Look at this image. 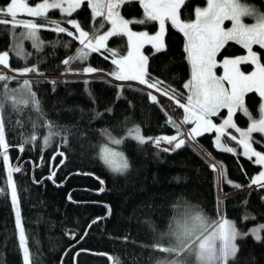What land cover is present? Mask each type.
<instances>
[{"label": "trees", "instance_id": "trees-1", "mask_svg": "<svg viewBox=\"0 0 264 264\" xmlns=\"http://www.w3.org/2000/svg\"><path fill=\"white\" fill-rule=\"evenodd\" d=\"M7 3L8 0H0V6ZM205 4L206 0H191L188 13L193 15L196 6L203 7ZM120 12L132 19L143 17V9L136 2L124 5ZM49 16L53 20L62 18L59 10H50ZM71 18L80 21L85 30H90L91 9L86 4ZM64 26L74 31L70 25ZM108 26L106 24L105 30ZM132 27L155 32L158 25L151 22L146 26ZM21 30L16 29V34ZM39 34L45 41L42 50L38 52L31 41L26 40L20 52L23 58H18L13 51L12 30L0 26V53L9 51L8 69L37 66L39 73H43L6 74L17 76L19 81H40L33 84V89L38 93L47 120L61 127L85 131L87 139L74 134L67 145L58 148L54 142L43 151L41 142L37 140L35 146L23 152V160L27 163L23 166L24 172L16 174L14 180L18 189L20 186L26 189L21 195V209L32 264H156L158 260L171 258L163 252L152 251L156 236L144 222L152 221L157 232L165 231L168 218L174 214L172 205L187 203L203 209L214 219L218 201H222L220 207L226 217L236 222L241 230L247 231L264 224V189L256 185L249 187L251 178L261 165L254 163L255 157L250 160L244 156L241 146L235 141L227 140L230 145L236 146V152L217 148L215 132L204 133L198 137L197 144L186 141L185 147L170 153L158 152L150 143L139 145L128 140L123 145V151L130 160L131 170L124 175L113 174L91 147L102 140L97 130L109 128L119 136L124 134L125 128L138 124L146 137L174 135L175 129L166 123L167 116L179 123L173 116V108L167 99L156 94L153 95L158 97L160 104L152 103L147 96L149 91L137 83L117 81L108 75L115 69L111 60L118 58L112 57L108 49L126 55L127 37H111L107 49L90 53L86 61L65 66L62 61L76 55L81 47L79 42L50 30L41 29ZM164 41L167 50L160 53H155L151 44L144 45V53L149 57L148 71L186 94L183 84L190 79L191 65L184 52L185 38L168 24ZM66 42L69 43L67 48L64 47ZM256 48L264 57V49ZM243 51L242 46L230 41L222 53L226 56ZM88 66L98 71L83 73L82 69ZM18 86L16 82L9 83L10 88ZM245 100L253 118L258 119L261 104L258 94L250 93ZM108 109H111L110 113ZM96 113L104 115L93 119ZM176 114L182 118L183 109L178 108ZM5 116L9 129L7 138L16 146L20 143V131L15 121L20 120L27 125L29 116L33 121L38 120L37 114L31 110L22 115L9 110ZM225 116L226 109H223L221 116L213 117V120L220 123ZM234 120L241 128L250 124L249 118L241 113H237ZM37 131L43 135L46 129ZM24 132L30 134L31 127L26 126ZM253 135L260 141L253 146L258 151H264L262 134ZM57 150L64 152V156H56ZM9 155L16 160L19 152L14 149ZM213 160L221 163L227 179L241 187L227 184L224 178L221 180L217 166L215 171L211 167ZM53 172V179H47L46 176ZM34 180L39 183H34ZM101 180L104 181L105 191L98 194L103 186ZM4 184L6 169L1 162L0 187ZM6 191L8 195L0 196V264H23L10 189ZM109 208L110 213L106 216ZM246 215L250 219H244ZM104 216V219L93 223ZM260 235V241H256L251 234L238 241L240 250L235 264H264V229ZM125 237L135 241V244L125 243Z\"/></svg>", "mask_w": 264, "mask_h": 264}, {"label": "snow or ice", "instance_id": "snow-or-ice-1", "mask_svg": "<svg viewBox=\"0 0 264 264\" xmlns=\"http://www.w3.org/2000/svg\"><path fill=\"white\" fill-rule=\"evenodd\" d=\"M133 2L138 3L143 9L142 19H126L121 15L120 9ZM85 4L91 9L90 30H85L80 21L71 18L73 13ZM190 4L191 0H40L33 5L31 0H8L6 5L0 6V26L11 29L14 39L21 42L30 40L32 47L38 52L45 45V41L39 34L41 29L66 34L78 41L81 47L77 49L75 56L62 61L65 66L86 61L90 53L107 49L106 42L111 37H127L126 55H120L118 51L108 49L112 57H118L111 60L115 69L108 75L117 81L138 82L149 89H155L161 96L173 100L177 108L183 109L182 121L179 123L171 116H167L166 123L175 129V134L170 136L146 137L141 133V127L138 124L125 128L124 134L119 136L112 129H98L102 140L91 147L96 151L97 158L113 174L124 175L131 170L130 160L123 151V145L128 140L139 145L150 143L158 152L163 153L175 152L185 147L186 141L181 138L183 135L181 124L194 125L189 129L190 139L201 137L204 133L215 132L217 148L225 152H235L236 149L225 146L221 140L224 138L235 141L243 146L244 156L250 160L255 157L254 163L264 166V151H258L253 146L260 143L253 134H262L264 138V63L261 62L264 57L253 50V45L264 49V11L249 5L247 0H206V6H196L193 9V18L187 10ZM50 10H59L62 18L51 19ZM65 16L67 18H64ZM244 18H253L255 22L246 24ZM225 21H231V27H225ZM151 22H158L159 25L158 31L154 34H149L147 31H133L131 27V25L146 26ZM106 24L111 25L107 30H105ZM168 24L182 33L185 38L184 52L191 65L190 79L183 84V88L187 90L186 94L151 75L148 71L149 57L141 51L145 43L151 44L155 53L166 51L164 36ZM64 25H70L74 31ZM16 29H23V31L17 36ZM230 41L246 49L247 55L223 56L222 50H226ZM64 47H69V43L66 42ZM13 51L18 58H23L20 55L19 44L14 46ZM218 56L221 59L218 60ZM0 65L10 68L9 51L0 53ZM241 65H254L255 68L251 72H245L241 70ZM218 67L223 69L222 75H217ZM12 71L20 75L28 73L43 75L39 73L37 66H25ZM82 71L85 74H91L98 70L88 66ZM0 82H3L0 84V162L6 169V184L0 187V196L8 195L6 190L10 189V202L14 211L15 229L18 246L22 251L23 264H32V254L28 247L21 209V195L26 189L23 186L18 189L14 180L16 174L24 172L19 163L22 156L17 158L16 164H12L9 152L15 148L23 154L28 147L35 146L37 140L41 142V151L54 142L59 148L67 145L69 138L74 134H78L81 139H87V132L61 127L47 120L38 93L33 89V84H38L40 81L28 79L19 81L17 76L3 74L0 75ZM11 82H16L19 86L10 88ZM44 82L57 83V81ZM118 87L123 88L124 85H118ZM250 93L258 94L262 101L259 107V119L253 118L246 104L245 97ZM147 96L152 103L160 104V100L152 92H148ZM222 109L227 110V116L217 124L213 117H220ZM9 110L20 115L31 110L38 117L37 121H33L29 116L27 125L20 120L15 121L20 131L18 146L12 144L7 138L9 129L6 127L5 113ZM107 111L110 113L111 109ZM237 113L249 118L250 124L246 129H241L234 122ZM102 115L104 113H96L93 119ZM26 126L31 127L30 134L24 132ZM38 129H46V131L40 135ZM229 129L239 133V139ZM162 144L170 147H161ZM55 155L63 157L64 152L57 150ZM63 163L64 161L61 160V164ZM211 167L215 171V165ZM54 175L53 172L47 178L53 179ZM221 176L227 184L236 188L241 187L227 179L223 171ZM34 183L39 182L34 180ZM100 183L103 185L104 181L101 180ZM252 185L264 189V170L251 178L249 187ZM103 191L105 189L102 186L99 192ZM222 203L218 201L217 215L214 219L209 217L203 209L194 208L190 204L172 205L170 207L174 209V214L168 218L166 230L163 232H157L153 222L146 220L145 225L156 236V241L151 246L152 251L163 252L171 257L158 260L156 264H190L189 258H194V264H235V258L240 250L238 241L250 234L256 241L262 239L259 233L261 229H264V225L247 231L241 230L236 222L226 217L220 207ZM244 219H250V217L246 215ZM96 222L93 221V223ZM72 238L75 239V236L73 235ZM124 242L135 244V241H129L127 237L124 238Z\"/></svg>", "mask_w": 264, "mask_h": 264}, {"label": "rangeland", "instance_id": "rangeland-1", "mask_svg": "<svg viewBox=\"0 0 264 264\" xmlns=\"http://www.w3.org/2000/svg\"><path fill=\"white\" fill-rule=\"evenodd\" d=\"M251 0H247V3L249 4V5H254L257 9H259L260 11H264V0L260 3V2H255V1H252V2H250ZM37 2H40V0H31V3L34 5L35 3H37ZM205 6H206V4H205ZM204 7V6H203ZM121 15H123L122 13H121ZM126 19H132V18H129V17H127V16H125V15H123ZM26 18V17H25ZM143 18V17H142ZM142 18H140V19H142ZM194 18V17H193ZM134 19V18H133ZM137 19V18H136ZM255 22V20L253 19V18H244V23H246V24H252V23H254ZM157 25H158V22H157ZM111 27V25L109 24V26H108V28H110ZM131 27H132V25H131ZM225 27H231V21H225ZM158 28H159V25H158ZM158 28H157V30L156 31H158ZM132 29H133V31H137V32H139V31H147V30H144V29H142V30H136V29H134L133 27H132ZM107 30V29H106ZM21 31H23V29L21 30ZM155 31V32H156ZM149 34H154L155 32H150V31H147ZM19 33L20 32H18L16 35L18 36L19 35ZM26 40H23L22 42L21 41H19V40H17V39H14V42H13V45L15 46V45H20L21 47H23L24 46V42H25ZM108 42V41H107ZM106 42V43H107ZM146 44H148V43H145L144 45H146ZM144 45H143V47H144ZM256 45H253V50L254 51H256V52H258L260 55H261V53H260V51L255 47ZM143 47L141 48V51L143 52V54L144 55H146L145 53H144V50H143ZM259 47V46H258ZM243 55H247V50L246 49H244V51L243 52H241V53H236V54H233V55H226L227 57H236V56H243ZM147 56V55H146ZM217 59L219 60V59H221V57L220 56H218L217 57ZM262 63H264L263 62V60L261 61ZM255 68V66L254 65H241V70L242 71H245V72H251L253 69ZM216 72H217V75H222L223 74V69L222 68H217L216 69ZM6 73H8V71H6L5 69H4V66L3 65H0V75H3V74H6ZM79 75V74H78ZM111 80L112 81H114V79L113 78H111ZM135 83H137L138 85H140L138 82H135ZM140 86H142V87H144L145 89H147L149 92H152V94H156V95H159V96H161V94L160 93H157L156 91H155V89H149V88H147V86L146 85H140ZM161 97H163V98H165L166 96H161ZM167 99H168V101H169V103H171L170 105L171 106H173L174 107V109H177V106L175 105V103H174V101L173 100H170L168 97H166ZM183 102V101H182ZM262 102V101H261ZM223 110V109H222ZM221 110V111H222ZM226 116H227V110H226ZM225 116V117H226ZM260 117V116H259ZM234 119H235V117H234ZM259 119V118H258ZM222 122V121H221ZM220 122V123H221ZM234 122H235V120H234ZM236 123V122H235ZM249 123H250V120H249ZM217 124H219V123H217ZM237 124V123H236ZM189 125V127L191 128V127H193L194 125H192V124H188ZM238 126V125H237ZM249 126V125H248ZM239 127V126H238ZM241 128V127H240ZM241 129H246V128H241ZM185 130H186V135L189 137V128L186 126V128H185ZM185 130H184V132H185ZM233 130V131H232ZM229 131H231L234 135H236L237 136V138L239 139V133H237V132H235V130L234 129H229ZM215 136H216V133H215ZM214 142H215V140H214ZM221 143L222 144H224L225 146H227V147H233L234 149H236L237 150V148H236V146H234V145H230L229 143H228V141L227 140H225L224 138H222V140H221ZM261 144L262 145H264V142H261ZM215 145H216V143H215ZM241 146V148H242V153H243V146L242 145H240ZM161 147H170L169 145H167V144H162L161 145ZM236 152V151H235ZM10 156V155H9ZM10 160H11V157H10ZM11 163H12V160H11ZM261 170H264V166H261V168L259 169V171H261ZM259 171L257 172V173H255L254 175H253V177L254 176H256L258 173H259ZM260 225H264V224H259V225H257V226H255V227H253V228H256V227H258V226H260ZM252 228V229H253ZM262 230V229H261ZM261 230H260V232H261ZM260 234V233H259ZM189 260L190 261H193V264H194V258H189Z\"/></svg>", "mask_w": 264, "mask_h": 264}, {"label": "bare ground", "instance_id": "bare-ground-1", "mask_svg": "<svg viewBox=\"0 0 264 264\" xmlns=\"http://www.w3.org/2000/svg\"><path fill=\"white\" fill-rule=\"evenodd\" d=\"M4 69L6 70V71H8V73L10 72V73H12V74H16L15 72H12V71H10L8 68H5L4 67ZM173 116L179 121V122H181L182 121V118H178L177 117V114H176V109H173ZM186 126L188 127L189 125L188 124H181V127H182V133H183V135L181 136V138H183V139H186L187 138V136H186V132H184V130H185V128H186ZM186 131V130H185ZM188 142H190V143H193V144H197V139L195 138V139H190V140H188ZM18 146V145H17ZM15 148H13L12 150H14ZM23 157V154H21V153H19V156L18 157ZM29 161H31L30 159H28ZM20 161V160H19ZM26 161L27 160H24L23 162H19L20 163V165L22 166V168H23V166H24V164L26 163ZM1 163V162H0ZM17 163V159L13 162V164H16ZM213 163H214V165H216L217 166V168L219 169V173H220V178H221V180H222V176H221V171H223V168H222V165H221V163L220 162H218V161H214L213 160ZM47 177H49V176H46V178ZM48 179V178H47ZM221 182V184H222V181H220ZM103 187H104V185H103ZM104 189H105V187H104ZM97 193L98 194H101L102 192H99V190L97 191ZM109 215V212L107 213V215L106 216H108ZM106 216H104V217H101V218H98V219H96L95 221H99L100 219H104ZM89 229V228H88Z\"/></svg>", "mask_w": 264, "mask_h": 264}, {"label": "flooded vegetation", "instance_id": "flooded-vegetation-1", "mask_svg": "<svg viewBox=\"0 0 264 264\" xmlns=\"http://www.w3.org/2000/svg\"><path fill=\"white\" fill-rule=\"evenodd\" d=\"M253 1H256V0H253ZM262 2L263 0H257V2ZM256 46H258V45H256ZM255 46V47H256ZM11 160L14 162L15 160H13L12 158H11ZM24 160H23V157L20 159V161L19 162H23ZM13 162H12V164H13ZM27 163V162H26Z\"/></svg>", "mask_w": 264, "mask_h": 264}, {"label": "built area", "instance_id": "built-area-1", "mask_svg": "<svg viewBox=\"0 0 264 264\" xmlns=\"http://www.w3.org/2000/svg\"><path fill=\"white\" fill-rule=\"evenodd\" d=\"M186 132V131H185ZM187 136V135H186Z\"/></svg>", "mask_w": 264, "mask_h": 264}]
</instances>
